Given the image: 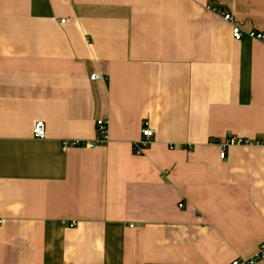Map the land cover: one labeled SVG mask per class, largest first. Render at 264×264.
Here are the masks:
<instances>
[{"label": "crops", "instance_id": "crops-1", "mask_svg": "<svg viewBox=\"0 0 264 264\" xmlns=\"http://www.w3.org/2000/svg\"><path fill=\"white\" fill-rule=\"evenodd\" d=\"M210 7L264 32V0H0V264L256 251L264 145L224 146L264 141V41L234 40ZM98 119L103 145L63 151L94 141Z\"/></svg>", "mask_w": 264, "mask_h": 264}, {"label": "built area", "instance_id": "built-area-1", "mask_svg": "<svg viewBox=\"0 0 264 264\" xmlns=\"http://www.w3.org/2000/svg\"><path fill=\"white\" fill-rule=\"evenodd\" d=\"M210 10L219 15L224 21L229 22L231 24V35L234 40H240L244 35H248L250 38L264 41V32H257V31H243L240 26L234 22L233 16L229 12H224L218 8H211ZM63 22V21H62ZM100 78L98 74L90 75V80H95ZM148 122H144L141 127V136L142 139L140 140V146L134 145V153L141 154L142 149L145 148L151 138L153 137V131L151 128L148 127ZM96 125V139L94 141H81V140H70L64 141L62 143L63 151L68 149L69 147H85V148H93L96 145H103L108 139V125L105 119H98L95 123ZM32 136L36 139H43L45 138V128L43 121H37L34 123L32 127ZM233 145H245V146H252V145H264V141H252L247 139H240L237 137L229 136L225 140V146H233ZM219 157L221 159L224 158L225 152L224 149L220 151ZM181 207V204L179 205ZM1 223V220H0ZM74 223H70L69 226H73ZM264 258V240L259 243L256 248V251L248 258L245 257H238L231 261L230 264H252L254 261Z\"/></svg>", "mask_w": 264, "mask_h": 264}]
</instances>
